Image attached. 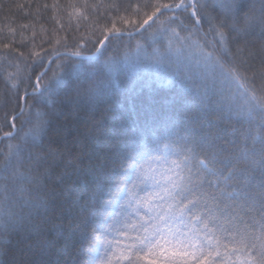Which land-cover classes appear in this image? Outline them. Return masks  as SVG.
Segmentation results:
<instances>
[{
    "label": "snow or ice",
    "instance_id": "obj_1",
    "mask_svg": "<svg viewBox=\"0 0 264 264\" xmlns=\"http://www.w3.org/2000/svg\"><path fill=\"white\" fill-rule=\"evenodd\" d=\"M110 7L90 55L5 77L0 257L264 264V0Z\"/></svg>",
    "mask_w": 264,
    "mask_h": 264
},
{
    "label": "trees",
    "instance_id": "obj_2",
    "mask_svg": "<svg viewBox=\"0 0 264 264\" xmlns=\"http://www.w3.org/2000/svg\"><path fill=\"white\" fill-rule=\"evenodd\" d=\"M114 0H0V94L5 91V77L8 72H17L19 76L28 75L33 69L36 72L43 70L37 67L42 59L45 65L49 61L55 67L61 59L76 50L77 46L84 50L85 56L90 55L98 46V40L108 34L107 29L113 22L118 28L124 27L117 19V13L111 10ZM126 3L127 0H119ZM133 3L136 0H132ZM168 2V0H161ZM55 5V7H54ZM129 38L124 37V44ZM134 41L132 46L134 47ZM4 44L10 47L5 49ZM23 53V56H20ZM11 62L12 66L8 67ZM6 69V71H5ZM34 79V76H33ZM13 80H17L14 76ZM12 89L11 82L7 85ZM21 93L24 84L19 83ZM3 109H0L2 115ZM10 129L0 130V136ZM75 131V123L67 125L65 135L71 140ZM8 141L0 142V149L6 150ZM50 227V225H45ZM23 243H14V255L8 257V264L24 259H39V257H22ZM55 257H51L54 259ZM0 264H5L0 257Z\"/></svg>",
    "mask_w": 264,
    "mask_h": 264
}]
</instances>
